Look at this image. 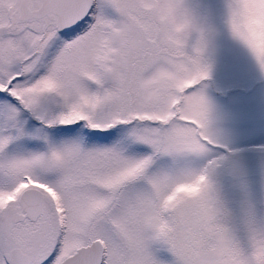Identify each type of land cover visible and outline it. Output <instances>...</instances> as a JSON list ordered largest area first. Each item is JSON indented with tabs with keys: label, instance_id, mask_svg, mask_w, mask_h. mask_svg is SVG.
<instances>
[{
	"label": "snow or ice",
	"instance_id": "obj_1",
	"mask_svg": "<svg viewBox=\"0 0 264 264\" xmlns=\"http://www.w3.org/2000/svg\"><path fill=\"white\" fill-rule=\"evenodd\" d=\"M225 6L253 52L264 0ZM207 46L186 0H0V264H264V202L222 190Z\"/></svg>",
	"mask_w": 264,
	"mask_h": 264
},
{
	"label": "rangeland",
	"instance_id": "obj_2",
	"mask_svg": "<svg viewBox=\"0 0 264 264\" xmlns=\"http://www.w3.org/2000/svg\"><path fill=\"white\" fill-rule=\"evenodd\" d=\"M186 3L207 34L205 61L212 81H204L201 89L212 106L219 139L232 153L221 184L227 203L239 213L245 201L264 202V73L232 37L226 0ZM233 88L239 91L222 96ZM250 88L251 93L240 90ZM195 190L181 189L190 195Z\"/></svg>",
	"mask_w": 264,
	"mask_h": 264
},
{
	"label": "clouds",
	"instance_id": "obj_3",
	"mask_svg": "<svg viewBox=\"0 0 264 264\" xmlns=\"http://www.w3.org/2000/svg\"><path fill=\"white\" fill-rule=\"evenodd\" d=\"M246 39L251 44L253 52H249L247 48L244 47L242 43L237 41L241 44L251 55L256 57L264 58V18H255L248 21L246 26ZM256 63V60L253 58ZM257 64V63H256ZM197 192V189L193 191L194 195Z\"/></svg>",
	"mask_w": 264,
	"mask_h": 264
}]
</instances>
